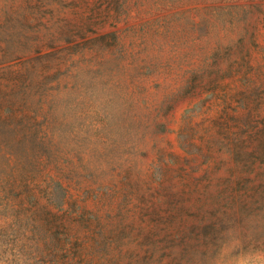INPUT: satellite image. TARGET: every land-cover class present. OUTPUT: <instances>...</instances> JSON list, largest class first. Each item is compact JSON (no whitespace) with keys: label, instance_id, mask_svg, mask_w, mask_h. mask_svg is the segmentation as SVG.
Wrapping results in <instances>:
<instances>
[{"label":"rangeland","instance_id":"obj_1","mask_svg":"<svg viewBox=\"0 0 264 264\" xmlns=\"http://www.w3.org/2000/svg\"><path fill=\"white\" fill-rule=\"evenodd\" d=\"M0 264H264V0H0Z\"/></svg>","mask_w":264,"mask_h":264}]
</instances>
